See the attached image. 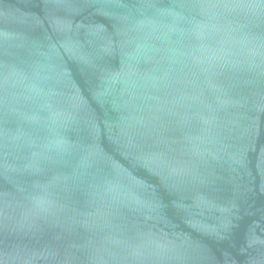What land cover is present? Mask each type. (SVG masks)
<instances>
[{"label": "water", "instance_id": "obj_1", "mask_svg": "<svg viewBox=\"0 0 264 264\" xmlns=\"http://www.w3.org/2000/svg\"><path fill=\"white\" fill-rule=\"evenodd\" d=\"M260 225L264 0H0V264Z\"/></svg>", "mask_w": 264, "mask_h": 264}]
</instances>
